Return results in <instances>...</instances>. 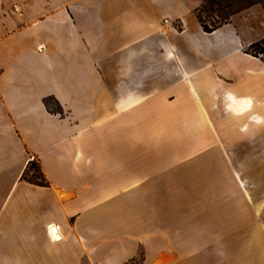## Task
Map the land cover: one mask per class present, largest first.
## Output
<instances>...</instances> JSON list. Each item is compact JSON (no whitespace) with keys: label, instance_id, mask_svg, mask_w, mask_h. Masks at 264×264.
<instances>
[{"label":"crops","instance_id":"0c3cea01","mask_svg":"<svg viewBox=\"0 0 264 264\" xmlns=\"http://www.w3.org/2000/svg\"><path fill=\"white\" fill-rule=\"evenodd\" d=\"M202 3L0 0V264H264V179L227 141L264 127V37Z\"/></svg>","mask_w":264,"mask_h":264},{"label":"rangeland","instance_id":"374dc122","mask_svg":"<svg viewBox=\"0 0 264 264\" xmlns=\"http://www.w3.org/2000/svg\"><path fill=\"white\" fill-rule=\"evenodd\" d=\"M234 7H242L248 4H252L249 8L244 9L240 13L234 16L235 23L243 28L249 35L254 39H261L264 37V0H238L232 3ZM260 45L255 47L254 49H250L249 52L254 56L261 57L264 59V43L263 41L258 42ZM254 106L251 105L249 111L242 112L239 115H244L251 110H253ZM227 110V109H226ZM227 112H229L227 110ZM233 114L232 112H229ZM234 115H236L234 113ZM264 119V118H262ZM256 122V121H254ZM257 124H264V121L256 122ZM236 130L237 126L235 124L230 125V130ZM243 130L249 129V124L242 125ZM254 139L253 145L251 141L245 140H227L232 143L235 141L234 146H240V151L238 154L232 155L234 157V161L238 162H248L252 166H254V175L256 179H264V127H256L255 132H258ZM263 131V132H261ZM232 145V144H231ZM254 147L253 154L245 153L248 149L247 147ZM28 177H41V170L36 160L31 161L28 166ZM140 256L130 264H139Z\"/></svg>","mask_w":264,"mask_h":264},{"label":"trees","instance_id":"16d2710c","mask_svg":"<svg viewBox=\"0 0 264 264\" xmlns=\"http://www.w3.org/2000/svg\"><path fill=\"white\" fill-rule=\"evenodd\" d=\"M238 0H203L202 5L197 9L196 15L199 21L202 24L204 31L210 33L221 27L222 25L230 22L231 18L243 11L246 8H249L252 4H248L242 7H234L232 3ZM260 44L254 43L249 48L254 49ZM31 163V162H30ZM30 165V164H29ZM28 165V166H29ZM41 170V177H28V168L24 173V176L30 178L31 180L37 181L39 184L45 185L46 179L43 175L40 164L38 163Z\"/></svg>","mask_w":264,"mask_h":264},{"label":"bare ground","instance_id":"6f19581e","mask_svg":"<svg viewBox=\"0 0 264 264\" xmlns=\"http://www.w3.org/2000/svg\"><path fill=\"white\" fill-rule=\"evenodd\" d=\"M226 107L228 110L232 111L236 115H239L242 112H246V111L250 110V108H251L250 98L246 97V98H241V99L237 100L235 97L230 95V97L227 101ZM255 116H256V118H255L256 122L264 121L262 119V116L257 115V114ZM54 234H56V231H54Z\"/></svg>","mask_w":264,"mask_h":264},{"label":"built area","instance_id":"2783aa9c","mask_svg":"<svg viewBox=\"0 0 264 264\" xmlns=\"http://www.w3.org/2000/svg\"><path fill=\"white\" fill-rule=\"evenodd\" d=\"M166 22H169V20H166Z\"/></svg>","mask_w":264,"mask_h":264}]
</instances>
